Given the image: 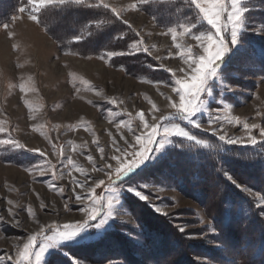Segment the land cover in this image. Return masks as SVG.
Listing matches in <instances>:
<instances>
[{
	"label": "rangeland",
	"instance_id": "obj_1",
	"mask_svg": "<svg viewBox=\"0 0 264 264\" xmlns=\"http://www.w3.org/2000/svg\"><path fill=\"white\" fill-rule=\"evenodd\" d=\"M136 2L137 0H106V3L122 12L123 19L131 24L132 29L119 21L130 31L138 32L152 50L151 56L146 53L136 54L135 56L140 57L139 63H131L129 56L133 55H106L108 51L116 50H105L99 54L90 52L94 47L103 46L96 41L87 44L89 48H85L86 52L83 54L65 51L59 40L49 34L41 24L29 19L27 10L23 13L17 12L13 16L15 19L12 18L6 23L7 28L4 24L0 25V127L8 130L7 133H0V139H7L10 133L27 149H39L46 156L45 159L35 152L0 146V216L4 218L0 220V258L5 260V264H13L8 257L15 258L16 244H22L30 233L38 231L39 224L82 222L86 219L85 213L81 211L82 205L75 201L72 188L76 187L77 193H83L84 190L71 183L73 178L83 181L85 177L67 164L68 158L87 171L92 178L105 179L107 184L102 172L92 171L87 156L91 154L97 166H103L107 157L115 154L112 151L113 138L122 148L125 144L121 135L130 143L135 142L134 133L142 130V126L137 127L140 122L133 119V131H128L124 125L117 131L116 123L129 119L122 113L130 112L136 117L137 113L143 110L146 119L151 123L152 102L161 109L157 115L172 111L167 107L168 101L161 93L178 99L172 90L174 82L169 80L170 74L158 65L164 64L173 69L177 77L182 75L178 69L184 68L185 65L176 55L177 50L171 35H161L176 23L159 26L151 14L141 8L143 5L139 6V11H125L129 5ZM189 3L190 0L187 6ZM70 22H74V19ZM62 25L60 23L58 27H51V31L53 30L61 40H65L68 30ZM246 27L249 31L242 32L240 42L231 48L233 58L229 67L227 66L223 73L220 71V77L212 82L215 95L209 97V107L214 113L219 111L220 115L227 119L239 117L242 123L264 127V62L259 60L264 61V48H258L256 56L255 51L244 40L254 38L264 41V34L251 30L252 27H264V22L257 21ZM102 38L108 43L107 37ZM135 39H131V43ZM177 43L195 45V41L188 36H177ZM193 50L197 49L194 47ZM121 51L124 50L116 52ZM157 56L168 58L156 60ZM221 79L231 85L232 91H223L220 86ZM155 80H163L165 83L157 85L151 82ZM112 98L116 99L117 104L110 102ZM221 98L231 107L219 109L217 103ZM197 119L201 122L200 129L186 122H181V125L188 131L193 130L198 136L201 132L217 139L218 135L224 134L226 138L246 137L242 123L224 122L210 125L207 114H201ZM215 128L221 129L216 135L212 131ZM251 134L258 140H264V137L259 135V129L252 130ZM94 141L104 147L105 160L100 159L97 143ZM229 146L253 147L246 141L243 145ZM154 161H147L134 173ZM107 162L115 166V161ZM49 163L54 167L40 175V169H47ZM148 185V188L143 189V193L149 196L151 204L158 205L161 213L167 212L178 227L183 226L187 239L200 245L199 252L204 251V248L217 246L214 243L217 233L212 228V222L196 192L184 193L174 187ZM60 188L64 189L63 193L59 191ZM242 188L246 187L241 186ZM95 191L97 195H104L103 186ZM246 193L254 199L260 196L258 193H255L256 196ZM8 200H12L14 204L9 205ZM42 203L46 207H41ZM66 203L68 210L64 208ZM29 205L39 224L27 213L26 208ZM9 207L13 208L15 219L20 221L19 227L13 222V216L8 212ZM115 222L126 230L122 232L123 235L144 246L138 237L140 229L135 217L125 209L106 230H101L102 235L110 230ZM88 231L95 233L97 230L90 228ZM100 237L101 235H94L90 240L77 237L73 241L61 242L58 247L46 253L43 264H48L49 256L63 245L88 243ZM206 256L202 252L197 257V262L211 264ZM75 260H78L79 264H109L108 260L97 263L80 258ZM118 262L120 261L111 260V264Z\"/></svg>",
	"mask_w": 264,
	"mask_h": 264
},
{
	"label": "trees",
	"instance_id": "obj_2",
	"mask_svg": "<svg viewBox=\"0 0 264 264\" xmlns=\"http://www.w3.org/2000/svg\"><path fill=\"white\" fill-rule=\"evenodd\" d=\"M188 1L151 0L141 8L155 17L159 26L192 20L197 24L196 30H204L207 25L197 21V11L187 6ZM22 6L26 7L25 0H0V25L10 22ZM245 6L249 9L245 13L246 25L264 22V0H245ZM41 19V25L45 30L47 27L46 31L62 43L60 46L63 50L77 54L86 52L85 48H89L86 45L93 41L103 44L90 51L94 54L105 50L126 51L131 39L136 38L133 31L104 8L79 5L49 8L41 13ZM73 19L74 22H70ZM99 20L112 22L98 28L89 24ZM60 23L68 30L65 40L51 31V27H58ZM121 32L126 34L123 39L119 38ZM81 33L83 35L77 41L76 36ZM104 36L109 39L108 43L102 40ZM244 40L256 56L258 48H264L262 39ZM129 58L131 63L141 62L139 56ZM232 58V52L225 56L221 73L230 65ZM190 133L206 140L209 145H220V148L216 150L194 144L185 149L170 147L163 160L158 157L127 179L130 183L140 185H162L184 193L196 192L217 233L214 237L215 248H204V251L199 252L200 245L191 243L184 232L178 231L177 224L170 216L157 213L151 203L125 192L122 197L124 209L135 217L140 229L138 237L144 246L123 235L122 232L126 230L115 222L96 241L61 246L49 256L48 264H74L75 258L92 263L118 260L120 262L116 264H200L196 259L202 252L211 264H264V216L260 215L264 209L258 206L256 199L224 176L227 172L237 184L264 196V145L229 146L205 133L199 132V136L193 130Z\"/></svg>",
	"mask_w": 264,
	"mask_h": 264
},
{
	"label": "snow or ice",
	"instance_id": "obj_3",
	"mask_svg": "<svg viewBox=\"0 0 264 264\" xmlns=\"http://www.w3.org/2000/svg\"><path fill=\"white\" fill-rule=\"evenodd\" d=\"M151 0H137L136 3L129 5L127 10L139 11L140 5L150 3ZM26 7L19 8V12L23 13L27 10L29 19L37 24H42L41 13L49 8H62L67 5H79L89 8H104L108 9L112 15L120 20L123 24L127 25L131 30L132 26L129 22L123 19L122 12L116 7H113L106 3V0H25ZM190 7H194L197 11V21L201 24L207 25L204 30H197L196 22L189 20L188 22L177 23L175 26H169L167 31L161 33V35H171L173 45L177 50L176 55L185 65L184 68L178 69L182 73L177 77L176 71L166 67L164 64H159L158 67L170 74L169 80L172 83V90L178 99H173L171 96H167L163 93L164 98L168 101L167 107L172 111L168 113H156L161 112V109L152 102L151 104V121L146 119L143 110L137 113L136 117L132 116V113H122L129 117L126 121H120L116 123L117 131L124 125L128 128V131H133L131 121L138 119L140 122L137 127L142 126V130L138 133H134L135 142L130 143L127 139L121 135V139L124 140L125 147H121L119 142L113 138L112 151L115 153L107 157V160L115 161V166L108 163L105 160V149L97 143V147L100 153V159L105 160L103 166H97L94 157L89 154L87 159L92 165V171L102 172L107 179L92 178L87 171H84L78 165L74 164L71 158H68L67 164L76 168L85 177L83 181L73 178L71 183L74 186H78L84 190L83 193H77L76 187L72 188L75 193V201L82 205L81 211L86 215V219L76 222H67L59 224L56 222L50 224H39V220L36 219L35 212L29 205L26 208L27 213L31 216L37 224H39V230L30 233L27 239L22 244H16L15 258L9 256L8 260L13 261V264H43L46 253L59 246L61 242L73 241L77 237L82 240H90L94 235H101V230H106L116 219H118L124 210L122 203V197L125 192H130L136 196L139 200L151 203L149 196L143 193V189L149 187L148 184L130 183L128 179L132 173L138 168L145 165L149 160H156L160 157L163 160L167 155V149L170 147H178L181 149L189 148L192 144L200 147L219 149L220 145H209L206 140L198 139L195 135L186 130L181 125V122H186L197 129L201 128V122L197 119L201 114H207L208 123L222 124L224 122L230 124H241L239 117H233L227 119L221 116L219 111L213 112L209 107V97H213L212 82L220 77V69L223 66L224 58L226 54L231 51L232 46L240 42L241 33L249 31L246 27L245 13L249 9L245 6V0H190ZM15 17H13V20ZM153 19H156L153 17ZM111 20L104 21H91L90 25L100 27L105 23H111ZM5 28L8 24L3 25ZM46 27V26H45ZM47 30V27H46ZM252 31L264 34V27H252ZM134 31V30H133ZM80 35L76 36V40L81 39ZM126 36L121 32L119 38L123 39ZM136 39L128 46L127 51H108L106 55L108 57H115L117 55H136L139 53H146L149 56L152 55V50L144 43L143 38L138 32L135 33ZM177 36H188L192 41H195V45L187 43H177ZM197 50L194 51L193 48ZM171 55V54H170ZM103 59V57H101ZM168 57H155L156 60L166 59ZM154 84L165 83L163 80L151 81ZM220 86L224 92L232 91L231 85L227 84L223 79L220 80ZM23 90V89H22ZM218 97V96H217ZM216 97V99H217ZM112 104H117L115 98L110 100ZM89 103H91L89 101ZM123 103V101H120ZM217 107L219 109H227L231 106L226 104L224 99L218 100ZM259 114V113H258ZM34 119V117H33ZM243 128L246 131V137H227L226 134L218 135V140L224 145H236L247 144L255 146L257 144L264 145V140H258L256 136L252 135V130L259 129V135L264 137V127L251 124L247 122L242 123ZM216 135L221 131L220 128L212 130ZM8 130L4 127H0V133H7ZM185 141L190 143H185ZM0 146H8L12 149H24L28 152L38 153L41 157L46 159L45 153L39 149H27L24 144L20 143L17 139L12 137L10 133L7 139H0ZM55 149V146H54ZM75 150V149H73ZM54 165L49 163L47 169L41 168L40 175H44L46 171L53 168ZM31 170V169H29ZM55 175V173H53ZM63 176V173H61ZM227 181L241 188L240 184H237L236 180L228 174L224 173ZM91 181V183L89 182ZM103 186L104 195L100 196L96 194V188ZM244 192H248L250 195L256 196L248 188L241 189ZM59 191L63 193L64 189L60 188ZM257 204L264 209V196H256ZM87 201V203H86ZM9 205H13L12 200H8ZM41 207H46L43 203ZM154 211L161 213V209L158 205H152ZM65 210H68V204L64 205ZM8 212L13 216V222L17 227L20 226V221L15 219V212L12 207L8 208ZM165 216L167 212L161 213ZM261 216H264V211H261ZM4 218L0 216V220ZM90 228H95V233L89 232ZM178 231L184 232L183 226L178 227ZM86 234V235H82ZM79 242V241H77ZM74 264H79L78 260L73 259ZM0 264H5V260L0 258ZM111 264V261H109Z\"/></svg>",
	"mask_w": 264,
	"mask_h": 264
}]
</instances>
